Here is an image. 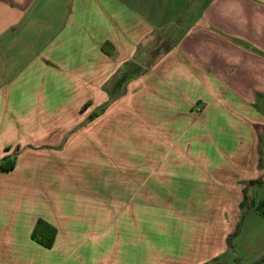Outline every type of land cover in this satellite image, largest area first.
Instances as JSON below:
<instances>
[{"label": "crops", "instance_id": "crops-1", "mask_svg": "<svg viewBox=\"0 0 264 264\" xmlns=\"http://www.w3.org/2000/svg\"><path fill=\"white\" fill-rule=\"evenodd\" d=\"M15 151L0 264H229L241 184L264 189V0H0Z\"/></svg>", "mask_w": 264, "mask_h": 264}, {"label": "rangeland", "instance_id": "rangeland-1", "mask_svg": "<svg viewBox=\"0 0 264 264\" xmlns=\"http://www.w3.org/2000/svg\"><path fill=\"white\" fill-rule=\"evenodd\" d=\"M228 143L229 144L222 142L221 144L224 145L225 149H230L228 147L232 148V145H231L232 142H228ZM193 147L196 148L197 146L194 145ZM14 153H16V151ZM227 161H232V159L229 157H226L225 158V164L229 163ZM192 175H193V177L195 176V174H192ZM190 185L191 184L187 183V187ZM243 185H244V183H243ZM247 185H248V183L247 184L245 183V186L242 188V184H241V188L239 189L240 190L239 194H241V202L238 206L239 216H240L239 222L234 227V233L231 235L229 240L225 241V245L232 247V244H234L235 248L233 247L234 249H232V250L230 248H228L227 251H225V254L222 253L219 256L220 261H222L223 259H227V263H229V264H240V263L241 264H247L252 259H255V257L258 258L261 255L259 250L262 246V241H263L264 231L262 230V228H263L264 223H263L262 219H260V223L262 225L259 224V226L249 227L248 219L251 216H258V213H257L255 207L259 203L260 199L262 197H264V189H262V191H259L260 190L259 188H255V189H253V191L251 189L248 190L247 200L244 201V197H243L244 188L247 187ZM193 186H194V184H193ZM229 192H231V189L229 190ZM233 192L235 194L236 190L234 189ZM252 193H253V196H250V195H252ZM231 207L232 206H230V210L227 211V213H226L227 214L226 218H228L229 215H231ZM248 209H250V210L248 211ZM246 211H248V212H246ZM247 213L248 214L250 213V214L248 215ZM231 224H232V222L230 221L229 225H231ZM237 232L240 233V236L235 241H233L234 235ZM160 243H161L160 245H163L164 243H166V241H164L163 237H160ZM113 244L119 245V237L118 236L113 238ZM216 256H218V254ZM212 262H216V261H212ZM209 264H211V262Z\"/></svg>", "mask_w": 264, "mask_h": 264}, {"label": "trees", "instance_id": "trees-1", "mask_svg": "<svg viewBox=\"0 0 264 264\" xmlns=\"http://www.w3.org/2000/svg\"><path fill=\"white\" fill-rule=\"evenodd\" d=\"M16 164V154H9L4 156L0 160V171L8 172L14 169ZM256 182H249V184H254ZM242 205V204H241ZM256 211L264 219V198L255 207ZM55 237V230L47 225L45 222L38 220L31 234V238L41 244L45 248H51L53 240Z\"/></svg>", "mask_w": 264, "mask_h": 264}]
</instances>
